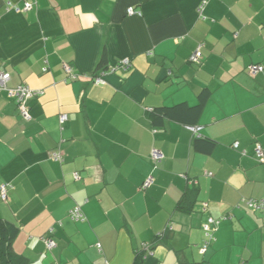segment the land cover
<instances>
[{
    "label": "crops",
    "instance_id": "1",
    "mask_svg": "<svg viewBox=\"0 0 264 264\" xmlns=\"http://www.w3.org/2000/svg\"><path fill=\"white\" fill-rule=\"evenodd\" d=\"M202 1L0 0L8 87L43 92L29 119L0 94V240L18 228L29 264H134L144 246L142 264H264V209L243 202L264 201V71H248L264 67V0H209L200 15ZM205 89L196 124L154 122ZM196 138L216 146L197 152Z\"/></svg>",
    "mask_w": 264,
    "mask_h": 264
},
{
    "label": "built area",
    "instance_id": "2",
    "mask_svg": "<svg viewBox=\"0 0 264 264\" xmlns=\"http://www.w3.org/2000/svg\"><path fill=\"white\" fill-rule=\"evenodd\" d=\"M208 1L209 0H203L202 3L200 4V6L198 8L200 15H203L204 9H205ZM8 6L11 9H14L18 12L19 11L25 12V11H28L32 8L31 4H25L24 8H22V9H19L10 3L8 4ZM128 14L130 16H132V15H135L136 12L133 9H129ZM139 15H140V13H139ZM199 58H200V53L197 51L195 54H193L192 60L193 61H199ZM118 68L124 69L125 71L129 70L131 68L130 59L122 60L119 63ZM248 71L251 75L256 76L259 73H262L264 71V67L262 65H251L248 68ZM10 80H11L10 73H8L7 71L0 68V94L6 93L8 95V97L14 99L17 106H18L20 113L22 114V116L25 117L26 119H29L28 110H27V101L29 99L35 97V96H39L43 92H37L27 85H20L16 88H9L8 83L10 82ZM95 82L96 83H102L103 80L98 77ZM66 119H67V117L65 115L61 116L62 122H64ZM234 148L238 149L239 145L235 144ZM255 154H256L257 160L260 163H263V161H264V150L260 144H256ZM53 156L57 160L61 159V156L58 153H54ZM163 158H164V156L161 152L153 151L152 159H153V162L155 164H158ZM76 178H78L77 175H76ZM152 183H153V180L151 178H148L144 182L143 188L144 189L149 188L152 185ZM8 189H9V187L6 185H3L1 187V197H2L3 201H6V199H7ZM243 202L246 204V206L248 208H250L252 210H263L264 209V201L243 200ZM70 217L75 222H83L85 220L84 214L79 207H76L75 209L70 211ZM168 230H171V228H168L166 231L159 234V240L164 239L165 234H166V232H168ZM206 231H207V233H206L207 241H205V243L203 244V246L201 248L202 254H205L207 252L209 246L211 245V243L215 241V236L213 233L214 230L212 228L206 226ZM45 242H46V246L49 250L53 249L55 247V242L52 239H47ZM142 250H145L148 254L150 252V247L144 246Z\"/></svg>",
    "mask_w": 264,
    "mask_h": 264
},
{
    "label": "trees",
    "instance_id": "3",
    "mask_svg": "<svg viewBox=\"0 0 264 264\" xmlns=\"http://www.w3.org/2000/svg\"><path fill=\"white\" fill-rule=\"evenodd\" d=\"M104 61L99 67H104ZM210 96V91L205 89L199 95L198 103L195 106H190L187 103L177 104L172 107H161L153 111V119L157 125H160L163 120H173L186 124H196L200 117L206 102ZM194 149L197 152L209 154L216 146V142L207 138H196L193 143ZM19 232V229L14 225H5L1 230L0 240V257L1 264H29V260L25 257L17 255L12 247V242ZM147 252L140 250L137 253L134 264H142Z\"/></svg>",
    "mask_w": 264,
    "mask_h": 264
}]
</instances>
